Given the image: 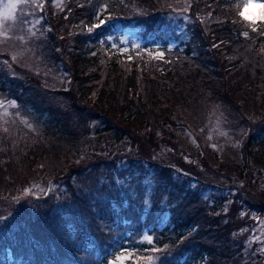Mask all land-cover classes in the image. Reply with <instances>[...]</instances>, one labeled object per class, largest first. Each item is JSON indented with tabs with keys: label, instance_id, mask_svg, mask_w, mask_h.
Wrapping results in <instances>:
<instances>
[{
	"label": "trees",
	"instance_id": "16d2710c",
	"mask_svg": "<svg viewBox=\"0 0 264 264\" xmlns=\"http://www.w3.org/2000/svg\"><path fill=\"white\" fill-rule=\"evenodd\" d=\"M165 1L166 8L160 0H62L58 10L49 4L50 31L41 32L36 43L44 63L68 71L71 84L34 78L25 85L9 78L15 83L9 93L18 104L13 111L33 124L29 129L16 117H0V200L12 198L30 178L61 170L77 180L89 169L92 177L72 184L67 198L53 208L40 207L36 216H20L11 205L13 218L2 222L0 217V264H108L121 249L157 255V264L263 261L248 249L237 212L244 208L264 213V23L253 32L240 22V0ZM178 13L191 20L187 23L180 14L183 17L172 25L168 16ZM210 18L212 24L199 25ZM101 20L106 22L94 27ZM134 28L141 30L144 42L118 44L123 30ZM65 56L68 62L61 68ZM179 74L185 87L176 89L173 76ZM7 81L0 66L1 92L12 86ZM176 95L183 104L193 96L217 97L229 119L230 113L251 111L240 117L252 127L242 155L221 159L207 151L200 157L202 168L229 175L223 184L233 189L225 190L226 195L212 198L207 192L222 185L203 180L193 166L176 168L145 157V142L153 140L158 146L160 133L166 135L161 131L171 126L170 120L158 117L166 113L170 119ZM125 142L140 149L136 162L147 161L150 167L147 171L136 164L129 169L131 196L121 190L114 174L96 177L100 164L86 168L87 163L78 160L106 149V167L111 169L124 159L120 149ZM151 178L154 206L144 213L137 195L142 179ZM164 196L166 221L164 208L157 209ZM145 234L152 235V245L140 242ZM153 246L164 251H146Z\"/></svg>",
	"mask_w": 264,
	"mask_h": 264
},
{
	"label": "rangeland",
	"instance_id": "374dc122",
	"mask_svg": "<svg viewBox=\"0 0 264 264\" xmlns=\"http://www.w3.org/2000/svg\"><path fill=\"white\" fill-rule=\"evenodd\" d=\"M160 1L161 3L163 2L166 8L167 1ZM12 2L17 4L16 9L12 12V18L4 19L0 17V66H3L5 69L6 79H8L7 82L12 83V86L9 85L7 90L0 91V102H3L4 105L0 107V117L4 121H11L13 117H16L27 128L32 129L33 123L28 117L21 114L18 110H16V112L13 111L14 109H18V104L11 97L12 94L9 93V89H13L15 86V83L9 78L16 79L25 85H29V81L34 78H45L52 80L59 86L69 85L70 87L71 81H69V72L66 71L64 73L61 70L56 71L55 64L49 62L44 63L42 51L36 43V38L41 32L44 34L50 31L49 25L52 21L48 18L49 4L53 5L59 2L62 5V0H12ZM7 3H9V0H0V10H2ZM59 8L60 7L56 6L57 10ZM180 14H183L184 17ZM255 14L257 16V24H260V10H255ZM163 16L164 14L162 17ZM178 17H183L187 23L191 20L190 16L187 17L185 13H178L174 18L168 16L167 20L172 25H176L179 21ZM101 21H104V23L106 22L105 20ZM212 23L213 21L210 18L209 21H202L199 25H208ZM102 24L101 22L99 23L100 26ZM203 28H206V26H203ZM4 33L7 34V37H5ZM204 37L205 39L207 38L206 36ZM145 39L146 38L142 37L139 28L123 30L118 44H125L124 46H128L127 44L129 43L132 46L141 45ZM109 40L111 41V46L115 45L113 40ZM169 45L172 46L173 44L170 43ZM159 52L161 51L154 53ZM13 56L16 57L15 60H13ZM64 58L60 61V63H62L61 68L66 66L65 63L68 62L69 57L65 56ZM173 79L175 85H179L176 89L185 87V84L182 83L183 79L181 74L173 76ZM175 97L178 104L173 106V113L170 119L166 116V113L163 114L162 118L156 116L159 121L170 120L172 124L166 127L164 131L160 130L166 135L160 133V137L157 138L158 146L153 144V140L145 142L144 146L146 150L143 152L145 157L149 160L158 162H163L164 160L166 164L174 165L176 168L178 165L184 168H192L193 166L197 175L203 180L208 179L216 186L217 184L222 185V188L212 189L207 192L208 194L211 193L212 198L214 196V198H216L217 195H226L225 190H231L233 188H226L227 185L223 184L226 183L228 179L227 176H229L225 174V170L213 174L208 169L202 168L205 166H202L199 162L202 156H204L205 153L207 154V151L211 152V154L218 155L221 159H226L228 157L235 158L237 155H242L241 146L246 142V132L252 131V127L250 122H245L240 117L246 116V114L251 113V111H248L246 114L235 113L233 115L230 113L233 119H229L227 111L220 108L222 103L219 100L221 99H217V97L203 100L200 95L196 97L193 96L186 99L187 102L185 104L181 101V95H176ZM13 101L16 107L8 106L9 102ZM181 115L184 119H182L180 123L171 120ZM249 120H252V118ZM158 148L161 155L157 154ZM118 151L115 153L117 154ZM139 151L140 149L137 147H132L129 143L125 142L120 149V153L124 159H118L115 166L111 169H107L106 167L108 166L106 149H99L93 152L92 154L95 156L91 159L84 160L80 156L78 160H82V164L87 163L86 168L100 164L96 177L114 174L115 181H118V184L122 186L121 190H127V195L131 196L132 189L130 186L133 183H131V179H129L130 177L128 174L131 173L129 169H131V167L136 169L134 167L136 164H141L144 170L148 171L150 169L147 161L146 163L143 161L136 162L134 156L138 154ZM78 160H76V162H78ZM62 171L63 170H61V173L55 175H45L44 178H30L24 185L17 187L18 193L14 194L12 198H2L0 200V217L2 218V222L10 221L13 218L10 210L11 205L15 204L13 210L20 216H36L37 210L40 207L53 208L58 201L67 198L66 195L69 194L68 189L72 184H84L83 178L87 181L88 177H92L87 173L90 172L89 169L77 180L67 178L70 175L69 171ZM119 172L122 173L121 178L119 177ZM136 172H138V170H136ZM216 181H219V183H216ZM141 182V190L137 196H139V200H141L143 204L142 210L145 213L153 204L152 196L155 190V183L153 178L142 179ZM239 185H241V183ZM195 186L196 184L193 185V187ZM250 188L254 189L256 187L250 185ZM200 192L204 193V190ZM166 198L167 196H164L163 201L159 202L160 205H158L159 203L157 204L158 210L159 208H164L165 210L162 215L163 221H166L169 212L167 205L168 199ZM242 200L245 202L243 198ZM237 205H239V203H237ZM238 210L237 217L242 219L243 222H240V225H243L248 238L246 241L247 247L250 250L253 249L257 255L263 258V261H259L261 264H264V213L257 215L254 211H248L250 214L247 213L244 208H239ZM253 243L255 244L253 245ZM128 264H130V262H128Z\"/></svg>",
	"mask_w": 264,
	"mask_h": 264
},
{
	"label": "snow or ice",
	"instance_id": "6c2138e0",
	"mask_svg": "<svg viewBox=\"0 0 264 264\" xmlns=\"http://www.w3.org/2000/svg\"><path fill=\"white\" fill-rule=\"evenodd\" d=\"M56 6L61 7V4L58 2ZM16 7L17 4L12 2V0H9V3L5 4L4 8L0 10V17H3L4 19L12 18V12L16 9ZM257 9L260 10L259 20L261 21V23H264V0H240L239 4L237 5L236 15L239 17L240 22L251 27V30L253 32H256L258 30L257 27H255V25H257V16L255 14V10ZM109 18L111 19V17ZM101 23H104V21H101ZM99 26L100 25H95L94 27ZM89 31H92V28H89ZM260 34L264 35V29L260 31ZM4 35L5 37H7L6 33H4ZM243 35L245 37H248L249 34L247 31H244ZM15 59L16 57L13 56V60ZM3 106V102H0V107ZM8 106L16 107L14 101L9 102ZM140 242L152 245L153 237L151 235L145 234ZM146 251L149 253H160L163 252L164 249H159L153 246ZM158 259L159 257L156 255H144L137 253L135 250L121 249L119 253L114 257V259L108 262V264H128V262H130V264H156Z\"/></svg>",
	"mask_w": 264,
	"mask_h": 264
}]
</instances>
